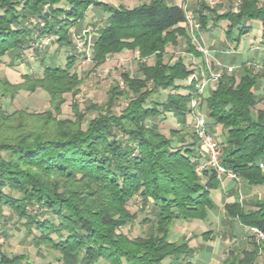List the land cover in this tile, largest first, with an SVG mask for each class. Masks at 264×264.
I'll use <instances>...</instances> for the list:
<instances>
[{
	"label": "trees",
	"instance_id": "trees-1",
	"mask_svg": "<svg viewBox=\"0 0 264 264\" xmlns=\"http://www.w3.org/2000/svg\"><path fill=\"white\" fill-rule=\"evenodd\" d=\"M92 5L106 12L91 44L93 65L105 62L109 54L137 51L138 75L123 72V89L114 85L104 106L91 104L97 113L87 120L76 103L73 118L57 117L62 94L75 95L81 83L73 69L75 54L55 58L38 49L36 72L22 74L19 85L0 79V95L12 96L17 86L42 88L50 102L35 113L8 112L0 104L2 225L7 207L23 219L33 246L47 249L59 264H200L191 259L194 249L184 236L169 239L175 220L209 221L214 207L210 192L219 180L211 166L196 171L205 153L193 130L191 100L206 112L210 132L221 146L220 163L250 186H264V168L259 166L264 163V73L243 61L236 74L225 68L202 95L197 81H188L195 68L182 56L164 60L166 48L181 42L196 53L186 8L165 0L132 6L101 0H0V59L36 50L48 37L57 46H68L70 29L84 21ZM200 5L196 16L201 29L225 22L222 33L237 47L259 28L258 47L264 52V0H240L235 10L221 12ZM120 96L127 101L116 112L113 106ZM165 117L176 125L168 135L159 126ZM135 195L140 208L151 210L153 217L142 219L151 225L147 234L130 236L121 228L136 218L128 208ZM223 207L240 225L264 233V195L249 208L239 198ZM210 232L201 236L208 238ZM249 234L251 248L228 252L225 264H264L257 260L264 255V239L256 242ZM0 264L32 262L27 253L10 256L0 245Z\"/></svg>",
	"mask_w": 264,
	"mask_h": 264
},
{
	"label": "rangeland",
	"instance_id": "rangeland-1",
	"mask_svg": "<svg viewBox=\"0 0 264 264\" xmlns=\"http://www.w3.org/2000/svg\"><path fill=\"white\" fill-rule=\"evenodd\" d=\"M101 1L112 4L114 3V0ZM239 1L240 0H192L190 1L192 2L190 4L191 8L189 7V0L188 5L186 1V5L188 6L186 12L187 14H193L192 17L197 24L193 29V35L199 43L208 49V54L204 55L197 49L196 43L193 39L194 36H191V44L196 53H190L187 51L186 42H181V44L177 45L175 48H172L171 46L166 48L167 51L164 60H173L176 56H182L186 64L195 68L196 72H201L203 70L208 72V70H210V72L222 73L227 66H231L232 71L228 72L236 74L240 65H235V56L227 61L223 50L231 48L227 45V41L220 43L224 36L222 30L225 22H221L220 26H211V24L208 23L207 29H201L194 8L201 7L200 4L203 2L210 8L213 6L218 8V11L221 12L222 10H227L229 8H236ZM135 3L136 1H132V3L128 2L125 5L132 6ZM104 13L106 12L102 8L95 5L90 6L86 11L84 18L85 23H79L70 29L71 43L68 46H57L56 44H53L50 37H48V39L43 38L42 42L39 41V47H37L36 50L25 49L16 58L14 55L17 51L6 54L0 59V79H5L11 84L19 85L23 82L22 74H32V72H36L39 68V60L38 57H36L35 51L38 49H40L42 54H53L55 58L59 55L62 57L67 53L75 54L76 62L73 69L81 77V83L77 86L78 92L75 95H71L69 92L62 94L64 101L60 104V113L57 114V117L73 118L74 115L72 109L74 108L73 105H75V103L85 112V120L95 116L97 112L90 107L91 104L103 105L107 99L109 89L114 85H118L119 89H123L124 85L121 78L123 72H127L129 75L133 76L138 75L137 51L123 50L120 53L109 54L105 62L99 66L93 65L91 60V44L96 36L97 29L105 23L103 18ZM190 31L189 28V33L191 35ZM251 36L252 34H249L244 37L242 41L244 39L247 40ZM78 42H82L81 46H78ZM257 45L259 44L257 43ZM35 46L36 44L33 47ZM260 47L262 46L260 45L255 49H250V47H248L249 53H246V61L249 64L252 62V64L255 65L256 72L264 73V59L261 60L258 56V52H261ZM11 62L13 64H9ZM260 81L263 82L262 79ZM261 82L259 86L262 84ZM24 87L20 88L17 86V90L12 96L0 95V104L6 111L25 110L27 112L35 113L49 108V96L44 89L37 88L34 91H30ZM126 101V98L123 96L118 97L113 106V110L118 112V110L125 105ZM201 109L203 110V107ZM159 126L160 131L166 135H168L169 129L176 127L170 117H165V119L159 122ZM210 128H213V126ZM12 130L13 128H8V131ZM214 138L217 140L215 135ZM204 160H206V157H204ZM139 202V197L137 195L128 202V208L135 212L136 218L121 228L130 236L147 234L151 228L150 223H143L142 219L144 217H153V214L151 210H142ZM3 210L6 224L3 226L2 221L0 220V245L5 253L10 256L19 253H27L28 259L32 264H59V262L53 258L52 254L47 252V249L33 246L30 236L27 235L26 230L24 229L23 219H18L17 215L7 207H4ZM30 212L39 213V210L33 209ZM179 221L182 220L178 219V221L175 220L172 223L171 232L172 230H177V226L180 224ZM188 222L190 223H188L187 226L191 229L194 228L195 233L203 232L210 228L209 222L205 220L193 219ZM237 246H239V244ZM237 246H235V248ZM257 260L259 262H264L263 252H261ZM195 261L198 260L196 259ZM98 264L108 263L100 261ZM163 264H167V260H164Z\"/></svg>",
	"mask_w": 264,
	"mask_h": 264
},
{
	"label": "crops",
	"instance_id": "crops-1",
	"mask_svg": "<svg viewBox=\"0 0 264 264\" xmlns=\"http://www.w3.org/2000/svg\"><path fill=\"white\" fill-rule=\"evenodd\" d=\"M132 1L140 3L147 2L149 0H114L113 4H126L128 2L132 3ZM165 1L168 4H180L183 6L186 5L187 1L188 5V0ZM190 1L192 0H189V7L191 8L190 4L192 2ZM187 5L185 6L186 10L188 8ZM196 9L197 8H194V10ZM82 23H85V21ZM260 34L261 30L259 28H255L252 32V36L247 40L244 39L242 43H240L241 45L237 47H234V43L223 36L220 43H223V41H227V45L231 48H226L223 50L227 61H229L228 59L233 56H235L234 62L236 66L240 65L243 61H246V53H249L248 47H250V49L258 48L257 43L260 38ZM242 56H244L245 58ZM258 56L261 60H263L264 52H258ZM210 89L211 86L205 83L200 92L202 93V95L206 96L209 93ZM262 161L264 162V158L262 159ZM240 194L242 195V205L246 208H249L252 206L255 200L263 197L264 186H250L246 180L237 182L234 179H230L227 177H219L217 187L215 188V190H212L210 192V197L214 203V207L211 209V213L209 216L210 219L208 221L210 225L209 229H211L209 237L203 238L201 236L202 232L195 233L194 228L191 229L187 226V224L190 223L188 222L189 220L181 219L182 221H179L180 224L179 226H177V230H172V232H170L169 239L171 241H175L184 236L188 240L189 245L194 249L191 259L193 261L197 259L198 261L196 262L200 264H225L224 260L228 252L241 254L242 250L250 249V234L247 230V227L240 225L236 219L230 218L223 207L226 202H231L239 198ZM238 244L239 246H237ZM235 246L237 247L235 248Z\"/></svg>",
	"mask_w": 264,
	"mask_h": 264
},
{
	"label": "built area",
	"instance_id": "built-area-1",
	"mask_svg": "<svg viewBox=\"0 0 264 264\" xmlns=\"http://www.w3.org/2000/svg\"><path fill=\"white\" fill-rule=\"evenodd\" d=\"M186 24L190 28L191 36L193 35V29L197 26L194 18L191 14L186 12ZM48 39V38H47ZM194 42L196 43L197 49L204 55L208 54V49L204 47L194 36ZM82 42H78V46H81ZM88 49V45H87ZM227 71H232L231 66L226 67ZM221 73L219 72H206L205 70L191 73L188 76V81L195 79L197 81L198 90L201 91L203 85L207 83L211 87L214 86L217 79L220 77ZM190 106L192 108V118H193V130L196 136L199 138L200 144L203 147L206 160L196 166V171L201 172L204 166L213 167L218 173L219 177H227L234 179L237 182L241 181V178L232 170L226 168L220 163V152L221 146L218 141L214 138L210 132L206 112L203 111L199 105V102L196 99H192ZM259 166L264 168V163H259ZM239 199H242V195H239ZM247 230L253 235V238L256 242L264 239V233L256 227H247Z\"/></svg>",
	"mask_w": 264,
	"mask_h": 264
}]
</instances>
